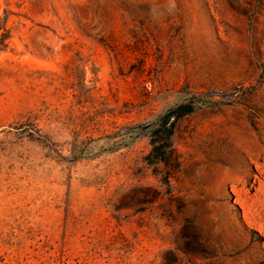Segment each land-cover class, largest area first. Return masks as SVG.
I'll return each instance as SVG.
<instances>
[{
	"label": "rangeland",
	"instance_id": "1",
	"mask_svg": "<svg viewBox=\"0 0 264 264\" xmlns=\"http://www.w3.org/2000/svg\"><path fill=\"white\" fill-rule=\"evenodd\" d=\"M175 2L0 0V264H264V0Z\"/></svg>",
	"mask_w": 264,
	"mask_h": 264
},
{
	"label": "trees",
	"instance_id": "2",
	"mask_svg": "<svg viewBox=\"0 0 264 264\" xmlns=\"http://www.w3.org/2000/svg\"><path fill=\"white\" fill-rule=\"evenodd\" d=\"M9 14L6 13L4 17H0V54L6 52L9 48V40L11 38L10 28L7 27L8 16ZM193 106L188 104H179L172 109L164 116L163 125H166V121L170 117H180L182 115H187L193 112ZM166 135L168 137L171 136V129L167 128Z\"/></svg>",
	"mask_w": 264,
	"mask_h": 264
},
{
	"label": "bare ground",
	"instance_id": "3",
	"mask_svg": "<svg viewBox=\"0 0 264 264\" xmlns=\"http://www.w3.org/2000/svg\"><path fill=\"white\" fill-rule=\"evenodd\" d=\"M255 164L260 168V169H264V161H263V163H260V162H257V161H255ZM244 183V185H247L248 183L245 181V182H243ZM252 187V186H251ZM250 187V188H251ZM250 188L249 189H247V192L250 190Z\"/></svg>",
	"mask_w": 264,
	"mask_h": 264
},
{
	"label": "clouds",
	"instance_id": "4",
	"mask_svg": "<svg viewBox=\"0 0 264 264\" xmlns=\"http://www.w3.org/2000/svg\"><path fill=\"white\" fill-rule=\"evenodd\" d=\"M176 9H177V4H176L175 0H172L170 11H175Z\"/></svg>",
	"mask_w": 264,
	"mask_h": 264
}]
</instances>
